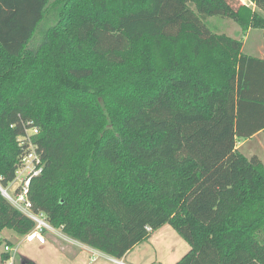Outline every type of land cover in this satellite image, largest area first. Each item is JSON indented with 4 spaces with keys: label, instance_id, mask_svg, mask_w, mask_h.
Returning <instances> with one entry per match:
<instances>
[{
    "label": "trees",
    "instance_id": "trees-1",
    "mask_svg": "<svg viewBox=\"0 0 264 264\" xmlns=\"http://www.w3.org/2000/svg\"><path fill=\"white\" fill-rule=\"evenodd\" d=\"M248 1L0 0V187L31 122L28 198L53 229L122 259L169 225L176 264H264V165L236 148L264 132V59L203 23L264 39ZM33 227L0 193V234Z\"/></svg>",
    "mask_w": 264,
    "mask_h": 264
},
{
    "label": "rangeland",
    "instance_id": "rangeland-1",
    "mask_svg": "<svg viewBox=\"0 0 264 264\" xmlns=\"http://www.w3.org/2000/svg\"><path fill=\"white\" fill-rule=\"evenodd\" d=\"M228 1L234 7L240 4L253 7L248 0ZM203 23L215 33L240 40L243 54L253 57L264 56V39L260 30H249L250 32L248 31L249 34L246 36L248 32L243 34L237 24L219 17L208 18ZM236 148L248 159H251L253 155H258L261 159H264V133L252 139L249 143L238 140ZM11 190L12 188L10 194H12ZM24 236L17 235L8 229L3 230L0 234V255L7 253L4 251V246L9 245L16 248L13 264H66V261H58L59 255L52 250L50 244L41 245L37 241L26 242ZM59 239L71 248H80V246L71 243L62 236H59ZM19 242L22 243L18 245ZM188 249V245L180 236L169 225H165L154 231L146 240L134 246L129 254L121 260L124 264H176L187 253ZM84 252L83 256L84 258L89 257L90 264H113L109 262L105 255H101L95 263H92L91 256L93 252L88 250ZM8 254L10 255V253Z\"/></svg>",
    "mask_w": 264,
    "mask_h": 264
},
{
    "label": "built area",
    "instance_id": "built-area-1",
    "mask_svg": "<svg viewBox=\"0 0 264 264\" xmlns=\"http://www.w3.org/2000/svg\"><path fill=\"white\" fill-rule=\"evenodd\" d=\"M39 134V129L33 126L31 122L25 125L24 134L17 139L18 146L22 149V155L16 165L14 180L6 189L0 187L3 197L15 207L19 212L29 218L33 223V229L24 236V240L28 242L37 241L44 244L43 234L45 231L54 233L55 230L48 224L42 214H36L32 211V206L28 198L30 183L34 178H37L43 170L41 156L38 153V147L34 139ZM12 188L10 194V189ZM148 231L150 229L146 228ZM14 248L9 245L4 246V251L10 253L7 264L14 263ZM92 261L100 254L95 255L93 250ZM109 262L113 264H124L121 259L106 256Z\"/></svg>",
    "mask_w": 264,
    "mask_h": 264
},
{
    "label": "crops",
    "instance_id": "crops-1",
    "mask_svg": "<svg viewBox=\"0 0 264 264\" xmlns=\"http://www.w3.org/2000/svg\"><path fill=\"white\" fill-rule=\"evenodd\" d=\"M249 32L246 34V36L249 34ZM257 58L264 59V56L257 57ZM263 133H264L263 131L258 132L257 134H255L250 139L244 140V143L245 142L249 143L250 141H252V139L256 138L257 136H259V135H261ZM236 147H237V145H236ZM252 157H257L259 159V161H261V163L264 165V159H261L258 155H253ZM59 236L64 237L65 239H67L71 243H75L76 245L80 246V248H78V247L71 248L70 246H67L66 244H64L65 242H62L59 239ZM43 237H44L45 243L41 244V245H45L47 243L50 244L52 250H54V251H56L58 253V255H59V260L58 261L59 262L66 261V264H90V261H88L89 257L88 258H84V256H83V253H85L84 251H87V250L89 252H90V250H93L97 254L104 255L103 253H100L99 251L91 249L88 246H86V245H84V244H82V243H80V242H78L76 240H73V239L67 237L60 230H55L54 233L45 231L44 234H43ZM22 241L24 242V240H22ZM26 242H28V241H26ZM21 243L22 242H19L18 245H20ZM12 248L16 249L14 246ZM188 251H189V249H188ZM128 254H129V252L124 257H126ZM105 256H107V255H105ZM93 258L94 257L91 256V262L95 263L98 260L99 257L95 256V260L92 261Z\"/></svg>",
    "mask_w": 264,
    "mask_h": 264
},
{
    "label": "water",
    "instance_id": "water-1",
    "mask_svg": "<svg viewBox=\"0 0 264 264\" xmlns=\"http://www.w3.org/2000/svg\"><path fill=\"white\" fill-rule=\"evenodd\" d=\"M0 193L2 194V191H1V189H0Z\"/></svg>",
    "mask_w": 264,
    "mask_h": 264
}]
</instances>
